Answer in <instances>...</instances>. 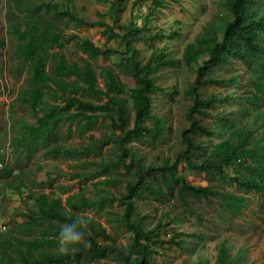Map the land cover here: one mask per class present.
<instances>
[{
	"label": "trees",
	"instance_id": "1",
	"mask_svg": "<svg viewBox=\"0 0 264 264\" xmlns=\"http://www.w3.org/2000/svg\"><path fill=\"white\" fill-rule=\"evenodd\" d=\"M98 1L108 5L111 24L86 21L71 9L60 8L57 3L8 0L6 22L8 33L16 41L12 49L17 59L15 70H25L15 102L25 107L36 123L23 124L27 133L23 139L17 138L16 144L34 146L40 141L47 144L50 134L60 123L68 124L69 135L73 126L77 135L82 137L94 128L100 118L108 121L113 137H101L73 153L85 157L98 155L111 143L121 147L126 139L137 142L147 139L152 144L161 140L164 120L152 112V95L163 92V88L156 85L154 75L160 69L174 66L177 61L170 57L166 45L157 47L155 43L165 39L170 41L178 33L175 30L168 34L161 30L152 33L149 24L156 12L165 6V0H151L143 27L138 26L139 18L135 15H131L126 23L120 22L129 0ZM144 1L134 0L132 10ZM219 5L221 12L194 41L185 45L180 59L194 73V82L185 91L192 101L187 112V130L193 133V137L187 134V130L182 131L185 147L174 163L166 160L161 166L150 169L143 166L141 158L131 155L134 178L126 181L125 192L118 199L108 196L90 198L84 195L83 189L67 196L64 201L51 192H30L24 200L32 203L22 216L26 230L38 228L39 235L21 238L13 231L1 232L0 264H84L91 260H96L95 264H103L98 260L109 256L114 260L111 264H150L152 255L159 248L190 250L192 246L183 233H173L167 238L174 219L167 223L159 220L149 226L148 216L141 214L136 201L142 200L145 194L161 200L167 191L176 189L174 195L184 212H194L191 207L194 199H206L212 195L216 196L222 210L241 213L246 198L233 192H214L207 187L187 183L184 175L174 173L180 161L194 171L211 172L229 180L244 193L264 194V112L259 109L264 94V2L219 0ZM62 20H65V26L73 23L78 28L101 27L107 35L115 38L114 46L103 49L87 38L75 43L87 58H107L111 64L101 67L97 73L86 59L69 61L63 53L68 36L59 24ZM140 46L148 51L145 58H142ZM234 61L247 71V95L239 99L233 93L206 92L208 85L210 89L220 90L240 86V73L225 78L216 70ZM121 75L131 78L133 86L123 83ZM103 99L105 101L100 103ZM218 103L221 105L219 109ZM249 105L254 107L251 109L252 118L247 121L244 116ZM10 109L12 112L14 105ZM207 117L213 118L209 124L204 122ZM116 131L120 133L115 136ZM199 133L217 136L219 141L211 144L201 160L195 161L193 156L205 149L203 141L194 138ZM51 152L58 156L62 153L70 155L72 151L54 147L46 152V156ZM107 168L108 163L100 166L104 173ZM14 172L0 154V192L8 187L21 192L22 182L19 174L13 175ZM99 184L109 186L112 181L104 179ZM94 187L98 189V184ZM114 201H118L121 207L116 223L131 235L127 245L117 243L92 217L79 216L91 208L98 212L107 202ZM70 217L86 220L83 231L91 246H81L74 254L62 255L57 250V234L59 227ZM217 251L215 264L246 262L242 250L232 254L225 243H220ZM191 264L211 263L206 258L197 257Z\"/></svg>",
	"mask_w": 264,
	"mask_h": 264
},
{
	"label": "rangeland",
	"instance_id": "2",
	"mask_svg": "<svg viewBox=\"0 0 264 264\" xmlns=\"http://www.w3.org/2000/svg\"><path fill=\"white\" fill-rule=\"evenodd\" d=\"M33 3L52 2L57 3L60 8H69L78 17L90 22H106L111 24L112 20L107 14L108 5L98 0H31ZM134 0H129L125 10L120 17L121 23H126L131 15L137 16V24L143 27L147 8L151 5V0H145L138 4L134 10L131 5ZM8 0H0V154L4 163L15 171L13 175L19 174V181L22 182L23 189L20 193L13 187H8L0 192V223L6 226L3 233L13 231L21 238L39 235L38 228L27 231L25 228V218L22 214L27 212L32 202L24 200L32 193H49L62 201L67 196L84 190V195L90 198L98 196H108L119 198L124 193L126 181L134 178L135 168L131 166V155L141 158L142 164L147 168L161 166L164 161L169 160L174 163L178 154L184 149L181 133L189 127L187 118L188 108L192 101L187 97L185 91L194 82V73L181 62L183 49L186 44L195 40L198 34L214 20L215 15L221 12L219 0H165V6L160 8L156 15L150 19L152 33L157 30L168 34L170 31H177L178 36L172 40H162L156 42L157 47L167 46L169 55L177 63L169 68H163L155 73L156 85L163 88V92L152 95V112L157 117L164 120V133L161 140L152 144L150 140L142 142L125 140L121 147L114 143L104 147L98 155L81 156L73 153L83 147H87L91 142L101 138L113 137L110 125L107 120L100 118L94 128L84 136H78L71 127L72 133L69 135L68 124L60 123L50 134L47 144L40 141L34 146L29 144H16L17 138L23 139L27 130L23 126L35 125L29 111L15 102L17 93L23 84L25 70L16 72L17 59L14 57L12 49L16 44L14 38L8 33L6 13ZM264 2V0H263ZM224 17L227 15L223 13ZM178 23V24H177ZM60 25L65 29L68 41L63 48V53L69 61L80 62L82 59L88 60L95 67L96 72L100 68L111 64L107 58L91 59L87 58L76 48V41L87 38L93 45L103 48L112 47L116 43L115 38L107 35L103 28L75 27L73 23L65 24V20L60 21ZM142 58L148 55V51L142 48ZM222 76L228 78L231 75L240 73L239 87H227L223 89H210L207 86L206 92L220 93L225 95L233 93L235 96L244 98L247 95L248 74L246 69L237 61L231 65H226L216 69ZM120 79L128 86H133L131 78L121 75ZM246 89V92H245ZM202 93L201 97H203ZM98 102L96 100H93ZM105 99L101 100L103 103ZM14 105L11 112L10 108ZM228 107V105H225ZM217 109L221 105L217 104ZM237 106H234L236 108ZM249 105L245 119L252 118ZM260 111L264 112V94L259 104ZM12 114V117H11ZM199 117L198 114H194ZM212 117H207L205 121L209 124ZM115 132V136L119 134ZM187 134L193 133L187 130ZM193 137V136H192ZM196 140H201L205 144L203 152L193 156L195 161L201 160L210 149L211 144L217 143V136L208 137L203 134H196ZM54 147L71 150V154H61L46 156V152ZM127 150V151H126ZM123 151H126L123 153ZM108 163L107 172H102L100 166ZM115 164V166H114ZM147 175L148 172H145ZM176 175L182 174L186 182L195 187H207L214 192H233L246 198V205L241 213H231L220 208L216 196L208 198L198 197L194 199L191 207L194 212H184L178 202L175 190L167 191L163 199H154L151 195L145 194L142 200H137V206L142 215H147V224L153 226L157 221L171 223L167 238L173 233H183L190 250L173 249L163 247L152 255L150 264H191L197 257H203L215 264L217 256V246L225 243L234 254L238 250L243 251L246 258L245 264H264V194L244 193L236 186L230 184L229 180H223L211 172H197L186 167L184 161H180L174 170ZM158 175V174H157ZM2 179V178H1ZM107 179L112 184L105 186L99 181ZM11 183V182H10ZM98 184V189L94 187ZM100 189H104L101 191ZM121 210L118 201L107 202L101 210L95 212L94 208L88 209L79 216H90L96 222L102 224L106 231L119 244L127 245L131 239L130 233L126 232L121 225L116 223L117 213ZM167 213V215H164ZM176 219V220H175ZM103 264L114 262L112 256L98 260ZM96 260L85 262L84 264H95Z\"/></svg>",
	"mask_w": 264,
	"mask_h": 264
},
{
	"label": "clouds",
	"instance_id": "3",
	"mask_svg": "<svg viewBox=\"0 0 264 264\" xmlns=\"http://www.w3.org/2000/svg\"><path fill=\"white\" fill-rule=\"evenodd\" d=\"M86 220L81 217H70L60 227L57 234V250L62 255H70L80 250V247L88 248L90 241L85 239L83 226Z\"/></svg>",
	"mask_w": 264,
	"mask_h": 264
},
{
	"label": "built area",
	"instance_id": "4",
	"mask_svg": "<svg viewBox=\"0 0 264 264\" xmlns=\"http://www.w3.org/2000/svg\"><path fill=\"white\" fill-rule=\"evenodd\" d=\"M6 229V226L0 223V233L4 232Z\"/></svg>",
	"mask_w": 264,
	"mask_h": 264
}]
</instances>
